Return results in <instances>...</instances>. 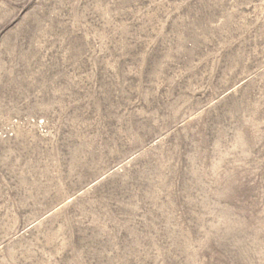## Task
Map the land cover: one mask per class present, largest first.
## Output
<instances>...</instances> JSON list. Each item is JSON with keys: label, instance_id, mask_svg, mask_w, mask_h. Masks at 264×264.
<instances>
[{"label": "rangeland", "instance_id": "obj_1", "mask_svg": "<svg viewBox=\"0 0 264 264\" xmlns=\"http://www.w3.org/2000/svg\"><path fill=\"white\" fill-rule=\"evenodd\" d=\"M0 264H264V0H0Z\"/></svg>", "mask_w": 264, "mask_h": 264}]
</instances>
